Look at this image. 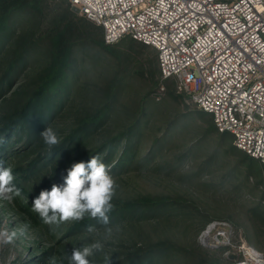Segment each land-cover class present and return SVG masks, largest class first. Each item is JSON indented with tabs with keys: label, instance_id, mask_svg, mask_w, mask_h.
Here are the masks:
<instances>
[{
	"label": "trees",
	"instance_id": "trees-1",
	"mask_svg": "<svg viewBox=\"0 0 264 264\" xmlns=\"http://www.w3.org/2000/svg\"><path fill=\"white\" fill-rule=\"evenodd\" d=\"M57 1H62L63 5ZM49 9L56 13L51 24L43 27V17ZM89 49L117 60L116 71L102 80L103 85L93 79L96 69L85 67ZM147 52L151 55H146ZM140 56L142 63L138 61ZM139 63L142 69L151 73L155 89L172 81L162 78L159 51L154 46L129 34L114 43H106L104 27L84 15H76L70 0H0V74L6 71L0 78V89L19 76L24 78L14 91L16 110L7 117L5 132L0 134L5 141L0 144V165L10 167L11 157L19 154L26 144L37 149L46 147L40 133L46 126L58 125L63 127L60 143L16 169L15 173L19 175H14L13 184L20 191L30 193L24 181L38 173L58 177L68 163L87 162L92 156L108 165L112 176L140 171L159 160L163 163V174H167L175 185H181L180 190L175 187L167 193L152 192L133 199L113 198L115 207L109 214V223L119 224L124 234L134 240L131 239L130 244L128 239L127 251L114 261L99 264H222V253H210L197 241L199 232L214 218L208 215L206 207L215 204L219 189V181L203 178L204 170L211 164L216 165L218 160L225 162L224 156L238 155L240 162L247 166V180L249 174L256 173L255 170L260 177L264 164L238 149L233 135L220 132L213 115L199 107L198 114L208 118L206 137L217 140L221 149L224 142L228 143L223 153L218 146L212 153V161L202 163L198 169L193 168L195 166L185 169L186 163L205 148L198 144L176 151L182 133L171 132L172 128L165 135L147 140L146 134L156 127L158 115L148 108L146 99H132L128 106L121 104L127 89L134 90L127 75ZM170 88L169 85L164 94ZM182 97L178 96V100ZM186 122L190 124V119ZM21 141L25 143L16 148ZM149 143L152 146L148 155L139 156ZM164 151L172 154L159 159ZM263 182L264 177L259 184ZM209 185L210 190L206 189ZM41 191L35 194L39 195ZM232 193L228 191L225 197L218 199L222 202ZM260 199H264V191ZM253 214L259 221L263 213L256 207ZM142 223L148 224L152 232H160V238L141 234L137 227ZM89 225L103 226L86 216L76 222L70 232L82 231Z\"/></svg>",
	"mask_w": 264,
	"mask_h": 264
},
{
	"label": "built area",
	"instance_id": "built-area-1",
	"mask_svg": "<svg viewBox=\"0 0 264 264\" xmlns=\"http://www.w3.org/2000/svg\"><path fill=\"white\" fill-rule=\"evenodd\" d=\"M70 1L104 27L106 43L129 34L154 46L162 78L174 80L238 149L264 164V0ZM199 243L225 246L226 264H264V252L226 221L210 222Z\"/></svg>",
	"mask_w": 264,
	"mask_h": 264
},
{
	"label": "rangeland",
	"instance_id": "rangeland-1",
	"mask_svg": "<svg viewBox=\"0 0 264 264\" xmlns=\"http://www.w3.org/2000/svg\"><path fill=\"white\" fill-rule=\"evenodd\" d=\"M56 3L60 6L63 5L62 1H57ZM51 6L53 7V4ZM72 9L76 15L82 16L75 8L72 7ZM54 13L56 12H52L50 9L45 13L43 27H48L51 24L50 22L55 16ZM89 53L88 64L85 67L86 69H96L92 74L93 79L95 82H101L103 85L105 83L102 80L116 71L115 64L117 60L94 49H89ZM146 55H151V52H147ZM142 59L143 57L140 56L138 61L142 63ZM140 63L133 68L131 74L127 75L128 83L130 86L132 85L134 90L132 91L131 88L127 89L121 104L128 106L133 102L132 99H135V101L137 99H146L148 108H152L154 114L158 115L156 127L146 134L147 140L152 141L156 136L165 135L172 128L171 132L182 133L176 144V151H179L181 148H189V146L193 148L198 144L203 145L205 148L204 150L201 149L196 156L192 157L191 161L186 163L185 169L192 166L198 169L197 167L202 163L212 161V153L217 151L218 146L221 149V146L217 140L205 135L208 128L207 116L202 117L198 114V111L201 110L185 93L178 91L177 83L173 80L165 84L166 88L169 85L171 86L170 91L168 93L166 91L165 94L160 95V89L158 90V88L155 89L154 87L151 73L142 69ZM78 69H80V66ZM5 72L0 74V78ZM21 78L23 77L19 76L13 82L3 84L0 89V134L5 132L7 117L16 110L17 99L14 96V91L21 86V82L23 81ZM156 79L158 78L156 77ZM178 96L183 97L178 100ZM187 119H190V124H186ZM179 125L180 127L178 128ZM53 129L58 133L60 138H63L61 130L63 127L61 125L54 126ZM9 143L11 141L8 142V145ZM24 143V141H21L18 145L15 146L13 144V146L18 148ZM227 144V142H224L220 152L223 153V149L227 147ZM151 146L152 144L150 143L148 146H144V152H141L139 156L148 155ZM22 149L19 154H14L10 160V168L13 175L16 174L15 176L19 175L15 173L19 166L30 163L37 157L38 153L50 151L47 146L37 149L29 145L27 146V144L26 146H22ZM170 154H172L170 151H164L158 158H168ZM240 157L238 155L224 156L225 162L218 160L216 165L211 164L210 168L204 170L203 178L205 180H211V182L219 181L217 201H215V204L211 206L207 205L206 207L208 215L214 218L206 226L214 220L226 221L237 231V237H243L249 245L264 252V199H260V194L264 191V182L263 184H259V180L264 177V170L262 175H260L261 178L258 176L257 170H255L256 173L249 174L246 180L245 171L247 170V166L240 162ZM72 164L71 162L68 163L58 177L46 174L45 172L38 173V176L36 175V177L24 181V186L30 193L21 191V195L15 197L12 202L0 200V230H8L9 232L16 230L19 233V230L27 225L24 235H18L13 244L0 246V264H49L53 258L55 259V264H68L67 256H71L75 247L81 246L80 243L86 229L82 231L77 229L70 232V228L76 221L63 222L59 228L52 231L50 226L44 224L39 215L32 211L33 201L39 196L35 192L43 190V188L51 190L53 184L63 185L67 169ZM162 164L161 161L157 160L151 162L149 166H144L140 171L135 170L134 173L129 174H115L113 177L118 187L115 190L114 198L133 199L152 192L157 194L161 192L167 193L175 189V187L177 190H180L178 187L181 185H175L167 174H163ZM0 168L3 167L0 165ZM134 176L136 177L132 179L131 177ZM177 180L179 181L178 178ZM183 181L186 182V180ZM15 187L17 188V186ZM210 187L211 185L206 186V189L210 190ZM228 191L234 193L228 195L229 197L225 198V200L222 199L223 201L220 202L218 197H225ZM208 202L210 201L208 200ZM256 207H259L261 213H263L259 221L253 216L254 208ZM86 216L88 215L86 214ZM205 227L197 236L198 243L199 236ZM96 228L98 231L94 234V239L100 240L104 244V249L88 258L92 264L108 263L110 260L114 261L119 255L127 251L128 239L130 244L134 240V238L127 237L122 229L118 233H114L112 237L105 239L104 226ZM137 228H139L138 231L143 235H150L156 239H159L161 236L160 232H152V228L146 223H142ZM199 245L209 250L210 253H222V264L230 262L231 258L226 255L227 248L225 246L206 247L200 243Z\"/></svg>",
	"mask_w": 264,
	"mask_h": 264
},
{
	"label": "clouds",
	"instance_id": "clouds-1",
	"mask_svg": "<svg viewBox=\"0 0 264 264\" xmlns=\"http://www.w3.org/2000/svg\"><path fill=\"white\" fill-rule=\"evenodd\" d=\"M43 143L50 150L60 143L58 133L51 126H46L40 133ZM5 141L0 138V144ZM14 175L10 167L0 168V200L12 202L21 195L20 189L13 184ZM118 187L110 174V167L92 156L89 161L73 163L67 169L63 185L53 184L51 190H42L32 204V211L37 213L44 224L55 231L66 221H82L86 214L104 226L105 239L121 230L119 224L110 225L109 214L114 210L112 203ZM27 225L9 232L0 230V246L13 244L18 235H24ZM97 228L89 225L83 235L80 247H75L68 264H90L89 257L103 251L104 244L94 239ZM49 264H55L51 259Z\"/></svg>",
	"mask_w": 264,
	"mask_h": 264
}]
</instances>
